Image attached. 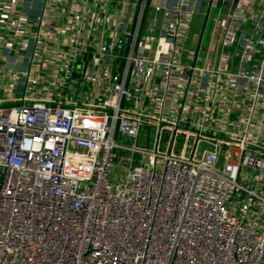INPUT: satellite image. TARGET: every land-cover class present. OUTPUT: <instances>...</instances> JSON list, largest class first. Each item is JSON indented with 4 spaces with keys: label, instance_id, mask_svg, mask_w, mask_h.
Instances as JSON below:
<instances>
[{
    "label": "built area",
    "instance_id": "1",
    "mask_svg": "<svg viewBox=\"0 0 264 264\" xmlns=\"http://www.w3.org/2000/svg\"><path fill=\"white\" fill-rule=\"evenodd\" d=\"M187 1L155 6L159 34L124 27L99 47L121 81L84 70L57 98L0 100V264H264V128L255 113L246 133L217 117L236 80L264 100V0H213L230 6L213 65L183 62ZM214 134L224 146L205 149Z\"/></svg>",
    "mask_w": 264,
    "mask_h": 264
},
{
    "label": "crops",
    "instance_id": "2",
    "mask_svg": "<svg viewBox=\"0 0 264 264\" xmlns=\"http://www.w3.org/2000/svg\"><path fill=\"white\" fill-rule=\"evenodd\" d=\"M179 1L0 0V18L6 19V24H0V100L5 102L11 97L19 101L23 96L57 98L58 88L64 81L72 87L79 86L80 71L84 70H112L121 81L123 68L118 62L114 64L110 56L98 55L99 47L121 34L124 27L136 33L138 41L144 35L159 34L167 18L164 12L155 13V6L164 2L172 6ZM186 3L184 10L189 24L183 62L191 64L197 59V64H203L209 54L206 61L213 65L223 32L219 21L229 12L230 6L221 2L215 4L213 0H189ZM20 18H26L30 25L28 36H14L9 31ZM24 39L29 43L28 49L22 47ZM38 47L41 51H37ZM164 47L161 42L152 43L146 53L157 55ZM261 58H264V45L255 54L256 62L259 63ZM239 59L237 55L232 57L229 66L232 72L237 71ZM25 72L31 73L30 80L23 77ZM129 76L132 77L131 73ZM130 79L127 85L133 89L135 86ZM194 86L193 80L189 89L192 91ZM257 86V83L240 79L227 86L228 110L217 112L219 120L222 119L224 124L229 122L237 129L239 126L246 133L250 121L257 123V119H251L255 113L257 116H253L260 118L259 123L264 128V100L253 95ZM138 93L143 105L150 102L145 94ZM223 137L214 134L202 138L201 144L205 149L216 150L224 146ZM135 140L140 142L139 137Z\"/></svg>",
    "mask_w": 264,
    "mask_h": 264
},
{
    "label": "water",
    "instance_id": "3",
    "mask_svg": "<svg viewBox=\"0 0 264 264\" xmlns=\"http://www.w3.org/2000/svg\"><path fill=\"white\" fill-rule=\"evenodd\" d=\"M138 145L143 146L140 142H137ZM200 155H202V151L200 152Z\"/></svg>",
    "mask_w": 264,
    "mask_h": 264
},
{
    "label": "rangeland",
    "instance_id": "4",
    "mask_svg": "<svg viewBox=\"0 0 264 264\" xmlns=\"http://www.w3.org/2000/svg\"><path fill=\"white\" fill-rule=\"evenodd\" d=\"M164 141H165V139H163V142H162L163 143V147H164V143H165Z\"/></svg>",
    "mask_w": 264,
    "mask_h": 264
}]
</instances>
